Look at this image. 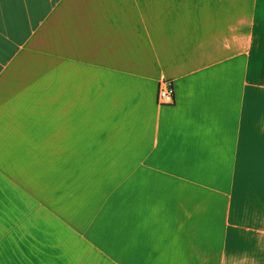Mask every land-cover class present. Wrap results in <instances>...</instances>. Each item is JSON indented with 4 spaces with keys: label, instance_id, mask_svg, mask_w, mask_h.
<instances>
[{
    "label": "crops",
    "instance_id": "obj_1",
    "mask_svg": "<svg viewBox=\"0 0 264 264\" xmlns=\"http://www.w3.org/2000/svg\"><path fill=\"white\" fill-rule=\"evenodd\" d=\"M0 264H264V0H0Z\"/></svg>",
    "mask_w": 264,
    "mask_h": 264
},
{
    "label": "built area",
    "instance_id": "obj_2",
    "mask_svg": "<svg viewBox=\"0 0 264 264\" xmlns=\"http://www.w3.org/2000/svg\"><path fill=\"white\" fill-rule=\"evenodd\" d=\"M175 101V88L173 82L167 79L162 80L158 89L159 105H173Z\"/></svg>",
    "mask_w": 264,
    "mask_h": 264
}]
</instances>
